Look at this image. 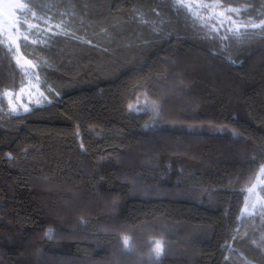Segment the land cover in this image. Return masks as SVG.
Returning a JSON list of instances; mask_svg holds the SVG:
<instances>
[{"label":"trees","instance_id":"obj_1","mask_svg":"<svg viewBox=\"0 0 264 264\" xmlns=\"http://www.w3.org/2000/svg\"><path fill=\"white\" fill-rule=\"evenodd\" d=\"M212 1L243 27L177 0H24L50 26L19 42L46 101L11 112L24 76L0 43V264H264V214L240 216L264 166V0Z\"/></svg>","mask_w":264,"mask_h":264},{"label":"rangeland","instance_id":"obj_2","mask_svg":"<svg viewBox=\"0 0 264 264\" xmlns=\"http://www.w3.org/2000/svg\"><path fill=\"white\" fill-rule=\"evenodd\" d=\"M177 2L182 4L197 21L208 25L212 29L231 31L243 27L236 18V12L226 11L228 8H222L216 1L177 0ZM17 5H23V7H17ZM205 5H213L215 7H204ZM30 15L24 0L0 1V43L4 44L8 49H12L14 61L24 76V84L18 90L4 92L7 105L11 112L15 114L27 112L31 106H40L46 101V97L39 87L35 65L21 54L19 42L25 36L28 37V41L35 42L40 37L41 32L49 31L50 26L46 24V27L40 28L36 19ZM226 17H231V19H226ZM219 21H223V24L219 23ZM133 107L134 109H149L153 115L156 113V110L153 109H157L156 105L148 103L142 98L138 99L133 104ZM145 127L183 132L203 131L200 126L169 125L153 121H147ZM205 131L219 133L228 131V129L223 127L206 128ZM262 170H264V166L259 169L254 182L246 189L240 213L242 217H258L259 220L263 217L264 198L261 194V189L264 188V171Z\"/></svg>","mask_w":264,"mask_h":264},{"label":"snow or ice","instance_id":"obj_3","mask_svg":"<svg viewBox=\"0 0 264 264\" xmlns=\"http://www.w3.org/2000/svg\"><path fill=\"white\" fill-rule=\"evenodd\" d=\"M17 7H21L22 8L23 5H17ZM180 7H184V6L181 5ZM204 7H215V6H213V5H205ZM226 11H229V12H237V14H239V9L228 8V9H226ZM226 19H229L230 20L231 17H226ZM219 23L223 24V21H219ZM236 35H239V33H236ZM24 39L27 40L28 37L25 36ZM9 51L11 52L12 49L9 48ZM130 110H131V108H130ZM153 110L158 111L155 108ZM136 111H140V109H136ZM262 171H264V170H262ZM46 235H49V238H51V234L50 233H47ZM124 244H125L126 247H128L129 241H128L127 238L124 239ZM128 250L129 251L131 250L130 247H128ZM152 251L155 253V256L153 257V259H157L158 260L160 258V256L163 254V251H164V243H163V240L162 239L161 240H156L154 242L153 247H152Z\"/></svg>","mask_w":264,"mask_h":264},{"label":"crops","instance_id":"obj_4","mask_svg":"<svg viewBox=\"0 0 264 264\" xmlns=\"http://www.w3.org/2000/svg\"><path fill=\"white\" fill-rule=\"evenodd\" d=\"M1 2H3V1H7V0H0Z\"/></svg>","mask_w":264,"mask_h":264}]
</instances>
